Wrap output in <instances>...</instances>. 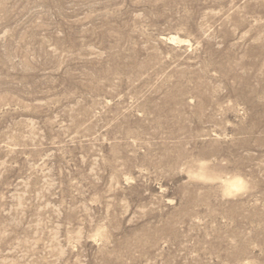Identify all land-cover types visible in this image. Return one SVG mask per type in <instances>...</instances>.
Returning <instances> with one entry per match:
<instances>
[{
	"label": "rangeland",
	"instance_id": "rangeland-1",
	"mask_svg": "<svg viewBox=\"0 0 264 264\" xmlns=\"http://www.w3.org/2000/svg\"><path fill=\"white\" fill-rule=\"evenodd\" d=\"M0 264H264V0H0Z\"/></svg>",
	"mask_w": 264,
	"mask_h": 264
},
{
	"label": "bare ground",
	"instance_id": "bare-ground-1",
	"mask_svg": "<svg viewBox=\"0 0 264 264\" xmlns=\"http://www.w3.org/2000/svg\"><path fill=\"white\" fill-rule=\"evenodd\" d=\"M235 181H236V179H234ZM234 180H232V181H234ZM238 182V181H237ZM236 183V182H235ZM238 183H240V182H238ZM231 184H232V182H231ZM230 184V185H231ZM234 185V184H233ZM235 185H237V184H235ZM240 186V185H239ZM229 187V186H228ZM235 186H233V188H234ZM237 187H238V185H237Z\"/></svg>",
	"mask_w": 264,
	"mask_h": 264
}]
</instances>
